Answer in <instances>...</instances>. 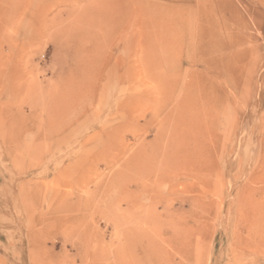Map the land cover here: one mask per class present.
Listing matches in <instances>:
<instances>
[{
	"label": "rangeland",
	"instance_id": "1",
	"mask_svg": "<svg viewBox=\"0 0 264 264\" xmlns=\"http://www.w3.org/2000/svg\"><path fill=\"white\" fill-rule=\"evenodd\" d=\"M138 1L0 0V264H264V0Z\"/></svg>",
	"mask_w": 264,
	"mask_h": 264
},
{
	"label": "bare ground",
	"instance_id": "2",
	"mask_svg": "<svg viewBox=\"0 0 264 264\" xmlns=\"http://www.w3.org/2000/svg\"><path fill=\"white\" fill-rule=\"evenodd\" d=\"M3 2H4V0H1V3H2V5H3ZM9 2V1H8ZM5 3V2H4ZM7 4V3H6ZM9 4V3H8ZM130 6H131V8H127V11L126 12H128V13H134L135 12V14H138V16L140 15V16H142V15H144L145 13H146V8L140 3V1H138V0H131V2H130ZM125 12V11H124ZM174 14V13H173ZM129 15V14H128ZM168 15V14H167ZM146 16V15H145ZM171 16V15H170ZM120 19V18H119ZM183 20V19H182ZM142 21V20H141ZM118 21H115V22H107V23H105V24H102L104 27H106V29H107V27H108V29H120V28H122V26L119 24V22L117 23ZM138 22V21H137ZM136 21L135 22H133L135 25H134V28L136 27V26H138L139 27V24H141L143 27H145V25H144V23L143 22H139V23H137ZM177 23V22H176ZM200 24V23H199ZM128 25V24H127ZM173 25H175V23L173 24ZM125 26V25H124ZM227 26V25H226ZM133 28V27H132ZM142 28V27H141ZM129 29H130V27H129ZM201 29V28H200ZM121 30V29H120ZM203 30V29H202ZM138 41V40H137ZM204 63H206V62H204ZM208 63V62H207ZM177 79V78H176ZM176 82V81H175ZM187 82V81H186ZM185 82V83H186ZM176 84V83H175ZM177 86V85H176ZM175 86V87H176ZM185 86H187V85H185ZM174 87V88H175ZM185 89V88H184ZM175 92V91H174ZM174 94V93H173ZM184 102V95L183 94H181V96L178 98V104H182ZM70 137H68L67 139H69ZM174 140V139H173ZM183 140V139H182ZM64 141V140H63ZM168 142H170V146H171V140L170 141H168ZM167 142V143H168ZM173 143H174V141H172ZM168 145V144H167ZM174 145H175V143H174ZM169 148V147H168ZM161 177V176H160ZM163 178V177H162ZM151 192H152V198L154 199L155 197H154V194H155V192H154V190L152 189L151 190ZM192 200V199H191ZM193 200H195V202L197 201V199H193ZM193 204V203H192ZM195 204V203H194ZM135 255V254H134ZM141 258H143V257H141ZM145 260H147L148 262H149V260L148 259H145ZM144 260V258L142 259V261L141 260H139L138 259V257H133V263L134 264H147V263H145L146 261ZM36 264V263H35ZM39 264H45V263H42V262H40Z\"/></svg>",
	"mask_w": 264,
	"mask_h": 264
}]
</instances>
